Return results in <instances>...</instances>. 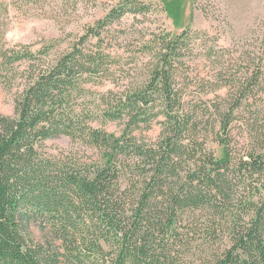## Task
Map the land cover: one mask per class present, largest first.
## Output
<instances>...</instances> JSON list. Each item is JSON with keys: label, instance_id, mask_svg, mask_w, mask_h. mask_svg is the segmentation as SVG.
Instances as JSON below:
<instances>
[{"label": "trees", "instance_id": "16d2710c", "mask_svg": "<svg viewBox=\"0 0 264 264\" xmlns=\"http://www.w3.org/2000/svg\"><path fill=\"white\" fill-rule=\"evenodd\" d=\"M151 9L120 0L65 50L0 48V85L20 87L0 114V264H264V38L127 45L117 27ZM61 137L92 154L50 155Z\"/></svg>", "mask_w": 264, "mask_h": 264}, {"label": "rangeland", "instance_id": "374dc122", "mask_svg": "<svg viewBox=\"0 0 264 264\" xmlns=\"http://www.w3.org/2000/svg\"><path fill=\"white\" fill-rule=\"evenodd\" d=\"M120 0H0V48L30 47L39 50L44 43L61 40L62 50L68 48L83 28L102 18ZM152 6L145 16H128L118 29L124 30L127 45L140 44L143 37L162 30L180 34L186 28L207 33L221 47L235 43L259 42L264 38V0H143ZM195 63L198 74L203 67ZM197 73V72H196ZM111 83L98 86L99 91L114 89ZM20 87L7 90L0 85V114L14 113V100ZM118 136L122 126L112 123L104 129ZM160 127L153 126L143 137L155 141ZM50 155H91L86 148L61 137L46 143ZM217 156L222 150L217 149ZM32 237L41 242L37 227H32Z\"/></svg>", "mask_w": 264, "mask_h": 264}]
</instances>
